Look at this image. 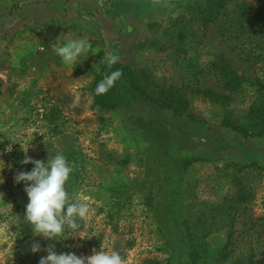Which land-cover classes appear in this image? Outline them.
<instances>
[{"label": "rangeland", "instance_id": "374dc122", "mask_svg": "<svg viewBox=\"0 0 264 264\" xmlns=\"http://www.w3.org/2000/svg\"><path fill=\"white\" fill-rule=\"evenodd\" d=\"M187 8L0 0V264H191L190 237L264 264V141L228 126L261 130L264 0ZM114 62L155 101L119 85L98 109Z\"/></svg>", "mask_w": 264, "mask_h": 264}, {"label": "trees", "instance_id": "16d2710c", "mask_svg": "<svg viewBox=\"0 0 264 264\" xmlns=\"http://www.w3.org/2000/svg\"><path fill=\"white\" fill-rule=\"evenodd\" d=\"M229 0H184L188 4V10L194 15L195 20H204L209 22L215 20L225 9V6ZM184 7L181 6V9ZM221 70L224 73L225 78H230V82L237 81L236 74L229 69L227 64H223ZM121 85L128 88L129 91L135 93L139 98L146 101H155L147 97L146 91L138 83L134 73L130 68L114 62L112 64L104 65L100 71L96 73L94 81L92 83V92L94 105L103 112L113 111L118 105V101L114 93ZM118 87V88H117ZM211 94V93H210ZM212 95V94H211ZM223 99H228L223 96ZM252 119L254 116V125L256 128L261 129L256 133L247 132L235 125H228L233 132L239 133L244 140L249 138H259L264 141V106H258L257 108L251 106L248 109ZM258 114V115H257ZM188 258L191 264H226L229 259V254L226 250L228 243L217 250L216 257L213 259L207 255L206 247L204 243L198 242V240L190 237L187 242ZM252 264V262H251Z\"/></svg>", "mask_w": 264, "mask_h": 264}]
</instances>
